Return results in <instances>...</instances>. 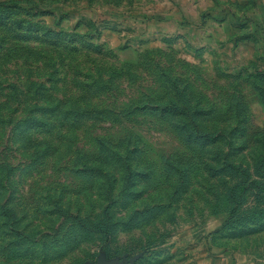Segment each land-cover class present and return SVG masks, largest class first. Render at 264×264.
Returning a JSON list of instances; mask_svg holds the SVG:
<instances>
[{"label": "rangeland", "instance_id": "rangeland-1", "mask_svg": "<svg viewBox=\"0 0 264 264\" xmlns=\"http://www.w3.org/2000/svg\"><path fill=\"white\" fill-rule=\"evenodd\" d=\"M264 264V0H0V264Z\"/></svg>", "mask_w": 264, "mask_h": 264}, {"label": "water", "instance_id": "water-1", "mask_svg": "<svg viewBox=\"0 0 264 264\" xmlns=\"http://www.w3.org/2000/svg\"><path fill=\"white\" fill-rule=\"evenodd\" d=\"M140 256L133 257L130 260H114V261H107L105 257H102L97 264H136V261L139 259Z\"/></svg>", "mask_w": 264, "mask_h": 264}]
</instances>
